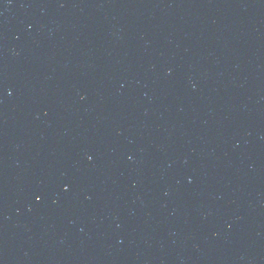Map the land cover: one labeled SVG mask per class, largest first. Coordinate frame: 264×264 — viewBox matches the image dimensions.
<instances>
[{
  "label": "water",
  "instance_id": "95a60500",
  "mask_svg": "<svg viewBox=\"0 0 264 264\" xmlns=\"http://www.w3.org/2000/svg\"><path fill=\"white\" fill-rule=\"evenodd\" d=\"M0 264H264V0H0Z\"/></svg>",
  "mask_w": 264,
  "mask_h": 264
},
{
  "label": "snow or ice",
  "instance_id": "6c2138e0",
  "mask_svg": "<svg viewBox=\"0 0 264 264\" xmlns=\"http://www.w3.org/2000/svg\"><path fill=\"white\" fill-rule=\"evenodd\" d=\"M36 199L40 200V199H42V197L38 195V196H36Z\"/></svg>",
  "mask_w": 264,
  "mask_h": 264
}]
</instances>
